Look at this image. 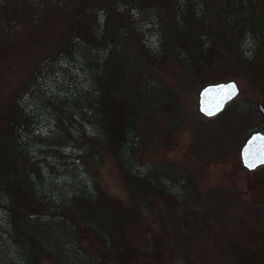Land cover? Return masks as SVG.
<instances>
[{
  "label": "rangeland",
  "instance_id": "1",
  "mask_svg": "<svg viewBox=\"0 0 264 264\" xmlns=\"http://www.w3.org/2000/svg\"><path fill=\"white\" fill-rule=\"evenodd\" d=\"M8 1L13 5L9 11L20 9V12L17 15L0 14L2 134L7 130V119L12 113V97L29 79L34 64L64 42L70 31H77V21L86 17L68 14L67 11L75 2L73 0L50 1L52 7L46 19L40 17L41 9L37 4L47 0ZM95 1L107 7L105 18L108 23L111 19L116 27L128 31L122 39L119 38L123 49L121 64L126 68L128 77L136 73L134 68L139 65L172 93V100L178 105L177 115L181 117V123L176 128L171 127L164 110L147 109L138 119L139 162H161L173 168L187 169L185 174L189 176L191 190L190 197L184 202L185 211L181 214L182 222L179 221L181 225L172 229L168 221L167 200L151 191L146 203L141 204L142 196L133 193L131 182L117 162L114 151L109 147L103 148L100 161H91L90 166L97 168L96 176L103 189L105 202L108 206L116 207L119 212L113 214L105 209H90L88 218L92 223H106L108 219L112 222L119 218L115 221L117 228L109 230L107 239L106 227L96 229L84 221L88 211L84 216L78 212L69 215L79 223V241L81 247L91 252L90 264H264V166L255 170L246 169L240 153L241 146L251 132L264 127V116L257 105L260 100L264 103V51L257 62L248 63L234 58L231 65L199 69L190 77L175 56L169 55L164 60L154 61L145 55L133 32L137 30L130 15L133 2H140L147 9L142 15H153L155 22L164 24L166 31L179 32L181 43L174 39L172 48L180 45L197 52L214 47L227 50L229 41L236 39L241 31L254 33L253 26L246 30L242 23L251 22L256 9L247 8L246 20L242 16L239 0H197L204 4L206 16L199 24L203 23L201 27L192 21L194 17L190 5L196 4V0ZM118 4L123 6L124 11L116 7ZM179 9H182L184 16L179 14ZM258 9L264 31V0H261ZM95 20L93 17L91 21L96 23ZM40 21L44 22L43 27ZM6 24L8 28H5ZM19 24L25 25V28H19V37H25L16 41L11 30ZM107 26L109 24L104 27L96 24L89 29V24L86 31H100L102 35L108 28L111 30ZM207 28L216 37L212 45L199 43V40L205 41L203 33L208 31ZM228 79H235L240 86L236 96L243 103L240 107L254 110L255 116L247 113L236 118L226 114L225 119H214L200 113V87L209 82ZM129 86L135 90L131 82ZM122 96L123 93L115 92L112 100L116 101L117 107L124 109ZM138 99L143 101L140 97ZM20 159L18 163L21 161V165L24 164V159ZM19 208L25 209L23 206ZM178 209L174 207L176 215ZM125 213L132 220L128 225L122 221ZM23 214L21 212V216ZM24 230L32 233L28 223H25ZM66 236L68 242L75 238L72 231H67ZM35 249L33 264H57L40 248ZM66 250L70 255L80 251L78 245L71 243ZM95 256L99 257L100 262L94 259Z\"/></svg>",
  "mask_w": 264,
  "mask_h": 264
},
{
  "label": "trees",
  "instance_id": "2",
  "mask_svg": "<svg viewBox=\"0 0 264 264\" xmlns=\"http://www.w3.org/2000/svg\"><path fill=\"white\" fill-rule=\"evenodd\" d=\"M50 1L37 4L41 18L46 19L52 7ZM73 1L68 14L86 17L77 21V31H70L64 42L34 64L29 79L12 97L7 130L0 133V264H33L36 247L57 264H90L91 252L81 247L79 241V223L69 215L78 212L84 216L88 211L84 221L96 229L106 227L107 239L109 230L117 228L115 221L119 218L112 222L108 219L106 223H92L88 218L90 209L119 212L105 202L96 176L97 168L90 166L91 161H100L103 148L114 151L133 193L142 196L141 204L146 203L151 191L167 200L172 229L181 225L184 202L190 197L187 169L161 162L141 163L137 158L138 119L145 110H164L171 127L180 125L181 117L177 115L178 105L172 100V93L139 65L134 68L136 73L128 77L121 64L123 49L119 41L128 31L116 27L111 19L107 22V7L95 0ZM239 1L246 20L247 8L256 9L251 22L242 23L244 29L253 26L255 32L241 31L236 39L229 41L227 50L214 47L193 52L180 45L172 48L174 39L181 43L179 32L166 31L164 24H157L153 15H142L147 9L140 2H133L130 8L137 30L133 32L147 57L160 61L169 55L175 56L190 77L199 69L231 65L234 58L257 62L264 51V31L258 9L261 0ZM203 5L202 1L190 5L195 25L206 19ZM12 6L8 0H0V14H19L20 9L8 10ZM116 7L124 11L123 6ZM178 12L184 16L182 9ZM93 17L96 23L91 21ZM39 23L44 26L43 21ZM89 24V29L92 25L109 24L107 27L115 31L108 28L100 35V31H86ZM8 26L6 24L5 28ZM23 27L25 25L19 24L11 30L16 41L25 37H19L18 30ZM207 30L203 33L205 41L199 40V43L212 45L216 37L213 31ZM130 82L135 90L129 86ZM115 92L123 93L126 108L116 106V101L112 100ZM240 105L242 101L235 98L213 118L225 119L226 114L236 118L247 113L255 116L254 110ZM20 158L24 159L22 165L21 161L18 163ZM174 207H180L177 215ZM247 208L253 210V207ZM125 215L122 221L128 225L132 220L129 214ZM25 223L31 227V234L25 232ZM67 231L75 235L72 242L67 241ZM69 243L78 245L80 251L70 255L66 250ZM94 259L100 262L98 256Z\"/></svg>",
  "mask_w": 264,
  "mask_h": 264
},
{
  "label": "water",
  "instance_id": "3",
  "mask_svg": "<svg viewBox=\"0 0 264 264\" xmlns=\"http://www.w3.org/2000/svg\"><path fill=\"white\" fill-rule=\"evenodd\" d=\"M235 85L234 94H226L223 90ZM240 86L235 79L209 82L200 87L198 93V109L205 117H214L220 114L227 105L238 96ZM258 108L264 116V103L258 101ZM211 113V114H210ZM243 165L248 170H255L264 165V130L251 132L240 149ZM250 165H252L250 167Z\"/></svg>",
  "mask_w": 264,
  "mask_h": 264
},
{
  "label": "snow or ice",
  "instance_id": "4",
  "mask_svg": "<svg viewBox=\"0 0 264 264\" xmlns=\"http://www.w3.org/2000/svg\"><path fill=\"white\" fill-rule=\"evenodd\" d=\"M226 94H234L235 92V85H230L228 88L223 90ZM211 114V113H210ZM252 165H250L251 167Z\"/></svg>",
  "mask_w": 264,
  "mask_h": 264
}]
</instances>
